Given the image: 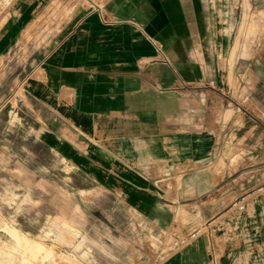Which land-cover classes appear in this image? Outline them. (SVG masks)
<instances>
[{
    "label": "crops",
    "instance_id": "0c3cea01",
    "mask_svg": "<svg viewBox=\"0 0 264 264\" xmlns=\"http://www.w3.org/2000/svg\"><path fill=\"white\" fill-rule=\"evenodd\" d=\"M218 1L10 0L3 11L0 59L23 43L18 81L53 115L51 145L145 215L177 210L184 175L195 188L202 180L195 194L211 189L212 85L223 84L217 72L237 33L230 18L243 5ZM220 186L204 232L185 236L181 225L188 239L158 264H264V172Z\"/></svg>",
    "mask_w": 264,
    "mask_h": 264
},
{
    "label": "rangeland",
    "instance_id": "374dc122",
    "mask_svg": "<svg viewBox=\"0 0 264 264\" xmlns=\"http://www.w3.org/2000/svg\"><path fill=\"white\" fill-rule=\"evenodd\" d=\"M241 2L240 13L230 18L237 30L232 49L217 72L223 74V84L220 89L212 85L220 95L212 98V122L218 130L213 131L208 163L211 189L195 194L204 187L202 180H196L195 188V180L184 175L177 210L148 215L133 210L123 194L62 158L48 139L53 115L18 81L23 43L0 59V264H21V259L24 264H158L186 242V235L204 232L206 202L217 201L222 180L238 172L246 179L264 172V7L254 0ZM8 3L0 0V24ZM239 41L244 42L240 51ZM178 85L182 92L191 86ZM60 193L68 199L63 206L50 199Z\"/></svg>",
    "mask_w": 264,
    "mask_h": 264
},
{
    "label": "bare ground",
    "instance_id": "6f19581e",
    "mask_svg": "<svg viewBox=\"0 0 264 264\" xmlns=\"http://www.w3.org/2000/svg\"><path fill=\"white\" fill-rule=\"evenodd\" d=\"M7 232H8V234H11V236H13L16 240H18V238H19L18 235L16 233H14L11 229L8 228ZM27 248L30 250L33 247L31 246V244L28 243ZM21 264H24L23 259H21Z\"/></svg>",
    "mask_w": 264,
    "mask_h": 264
},
{
    "label": "built area",
    "instance_id": "2783aa9c",
    "mask_svg": "<svg viewBox=\"0 0 264 264\" xmlns=\"http://www.w3.org/2000/svg\"><path fill=\"white\" fill-rule=\"evenodd\" d=\"M238 208H239V209H242V208H243V205H242V204H239V205H238ZM197 231H198V230H197ZM197 231H196V232H197ZM194 233H195V232H194ZM194 233H193V234H194Z\"/></svg>",
    "mask_w": 264,
    "mask_h": 264
}]
</instances>
